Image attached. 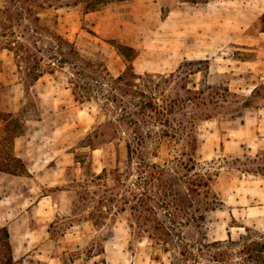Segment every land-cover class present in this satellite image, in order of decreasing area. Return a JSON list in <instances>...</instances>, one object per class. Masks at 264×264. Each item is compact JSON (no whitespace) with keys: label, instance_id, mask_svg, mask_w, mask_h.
I'll return each mask as SVG.
<instances>
[{"label":"rangeland","instance_id":"obj_1","mask_svg":"<svg viewBox=\"0 0 264 264\" xmlns=\"http://www.w3.org/2000/svg\"><path fill=\"white\" fill-rule=\"evenodd\" d=\"M24 1L0 0V46L11 43L15 50L19 43L32 46L39 40L41 63L45 68L51 63L54 71L45 73V89L30 86L25 50L20 56L13 51L10 57L0 54V130L9 111L20 115L22 126L15 130L22 133L15 139L37 142L44 153L38 171L29 172L31 163L25 162L24 174L0 172V226H7L18 252L23 246L31 249L18 264H171L173 260L160 246L133 233L126 216L96 227L85 219L88 206L78 203L80 181L113 165L117 154L126 157L128 149L125 141L116 140L96 149L87 145V135L111 111L95 98L75 100L76 55L85 60L86 79L98 77L104 67L115 77L128 62L119 51L122 45L136 49L132 63L141 74L168 75L186 60H207L178 83L205 90L207 103L199 110L212 116L198 124V155L202 164L218 171L215 188L223 205L209 213L202 228L187 227V239H201L204 234L211 241L226 239L228 231L237 239L243 226L264 230V175L254 171L258 165L264 167V128L255 129V118L264 109V92L251 94L255 87L264 88L263 64L254 63L264 55L260 33L264 0H104L88 12L82 2L48 6L73 0H26L40 15L34 24L37 33L26 19L10 26L4 12L9 6L14 11ZM62 58L67 62H58ZM250 98L252 103L245 106ZM5 143L0 145L2 159L17 152L14 144ZM174 148L163 144L159 155L168 157ZM101 247L104 251L98 253Z\"/></svg>","mask_w":264,"mask_h":264},{"label":"trees","instance_id":"obj_2","mask_svg":"<svg viewBox=\"0 0 264 264\" xmlns=\"http://www.w3.org/2000/svg\"><path fill=\"white\" fill-rule=\"evenodd\" d=\"M180 1L206 3L210 0ZM81 2L86 4L88 12L97 9V4L104 0H73L48 3V6H74ZM26 4L25 0L14 11L9 6L4 12L10 26L20 25L26 19L31 31L37 33L34 24L40 21V15L32 5ZM38 41L33 40L32 46L19 43L15 50L11 43L2 45L15 56H20L22 48L25 50L30 86L43 74L54 71L51 63L47 68L41 63L44 58L39 56L42 49L36 45ZM120 47L128 62L125 70L115 77L104 67L98 77L86 79L82 67L85 60L76 55L77 80L72 87L75 100L84 102L95 98L111 111L109 117L87 135V145L96 149L101 143L116 140L125 141L128 149L126 157L117 154L113 165H104L100 172H93L91 177L80 181L78 203L89 208L85 219L96 227H103L107 221L126 216L133 233L148 238L154 246L169 253L173 259L171 264H264V230L243 226L245 231L237 239L228 231L226 239L213 241L207 239L206 234L194 241L185 236L187 227L202 228L207 224L209 213L223 205L215 188L219 173L202 164L198 155V124L212 116L199 110L207 103L205 90L195 89V84L192 88L185 81L178 83V79L185 80L197 72V64L207 60H186L168 75L141 74L134 70L132 63L136 49L130 45ZM32 59L35 62L29 66ZM58 62L67 60L62 58ZM263 92L260 86L251 94ZM251 103L252 99H247L245 106ZM3 121L1 138L12 147L14 139L22 133L15 130L22 126L21 117L9 111ZM5 142L0 141V145L6 146ZM163 144L175 146L173 153L170 151L165 158L159 155ZM149 146L153 148L147 152ZM2 158L0 155V171L14 175L27 172L23 160L14 153L9 152ZM258 166L254 171L264 175L263 165ZM103 251L101 247L98 253ZM14 262L11 234L7 226H0V264Z\"/></svg>","mask_w":264,"mask_h":264},{"label":"crops","instance_id":"obj_3","mask_svg":"<svg viewBox=\"0 0 264 264\" xmlns=\"http://www.w3.org/2000/svg\"><path fill=\"white\" fill-rule=\"evenodd\" d=\"M121 3L124 4L125 2L121 1ZM171 12H174V10H171ZM113 13H115V12H113ZM260 33H261V37L264 39V30L261 31ZM262 49L264 50V47H262ZM10 51L11 50H9L8 48L0 46V54L1 55H3L5 52V54H8L7 56L10 57ZM257 61H258V63H257ZM254 63L255 64L256 63L257 64H263V67H264V55H262V56L258 55V57H256V59L254 60ZM261 77L264 78V70H263V74ZM45 78H46V74H43L42 76H40L36 80L34 85L40 86V89L42 87L45 89L48 85V83L45 84V82H44ZM256 84H254V86ZM40 96L43 97L42 94H40ZM261 128H264V109L260 110L258 112L257 117L255 118V129L260 130ZM18 138L15 139V142H14V151L17 150V152H15V155L18 156L19 158H21L24 163L27 162L28 163L27 165H29V163H31L32 169H31V167H28L29 172L33 173L34 171L40 170L41 169L40 165H41V162L43 161V154H44L42 151L43 146L37 142L31 141L28 139H26V140L23 139V141H18ZM25 141H26V143H25ZM21 142H23V143H21ZM54 148L55 147L50 146L51 151H54ZM31 159H32V161H31ZM9 227H12V224H9ZM11 242H12V238H11ZM12 250H13V258H14V261L16 262V264L20 263L18 261L22 255H24L26 257L31 255V253H30L31 249H29V247L23 246L22 250H20L18 252L17 248L14 247L13 243H12ZM24 259H26V258H24ZM55 264H61V262H56Z\"/></svg>","mask_w":264,"mask_h":264}]
</instances>
